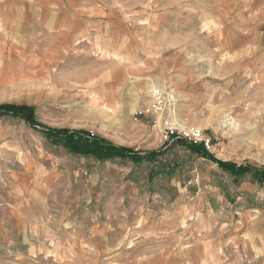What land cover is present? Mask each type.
<instances>
[{"label": "rangeland", "instance_id": "obj_1", "mask_svg": "<svg viewBox=\"0 0 264 264\" xmlns=\"http://www.w3.org/2000/svg\"><path fill=\"white\" fill-rule=\"evenodd\" d=\"M37 1L0 0V54L16 74L0 72V104L164 153L98 161L0 117V264H264V183L186 145L264 166V12L252 0H110L106 22L65 46L26 26ZM202 136L208 147L192 141Z\"/></svg>", "mask_w": 264, "mask_h": 264}, {"label": "trees", "instance_id": "obj_2", "mask_svg": "<svg viewBox=\"0 0 264 264\" xmlns=\"http://www.w3.org/2000/svg\"><path fill=\"white\" fill-rule=\"evenodd\" d=\"M5 116L24 120L33 129L38 130L52 144L62 146L70 153L92 157L98 161L129 159L133 162H152L160 154L164 153V150H161L141 154L132 148L115 145L109 140L94 136L85 130L48 127L38 121L33 107L22 104H0V117ZM186 145L192 153L211 158L221 170L228 172L235 180H239L245 175H251L258 183H264V166H254L251 164L237 165L231 162H224L213 158L203 148L202 144L186 143Z\"/></svg>", "mask_w": 264, "mask_h": 264}, {"label": "crops", "instance_id": "obj_3", "mask_svg": "<svg viewBox=\"0 0 264 264\" xmlns=\"http://www.w3.org/2000/svg\"><path fill=\"white\" fill-rule=\"evenodd\" d=\"M251 4L264 12V0H252ZM227 5L224 0V4L216 8L224 10ZM110 6V0H55L48 3L38 0L26 3V26L36 28V34L51 36L66 46L79 34L91 36L97 25L106 22L104 17L108 16Z\"/></svg>", "mask_w": 264, "mask_h": 264}, {"label": "built area", "instance_id": "obj_4", "mask_svg": "<svg viewBox=\"0 0 264 264\" xmlns=\"http://www.w3.org/2000/svg\"><path fill=\"white\" fill-rule=\"evenodd\" d=\"M167 95H168V100H167V112H166V115L165 117L162 119L163 120V125L164 127H166L167 129H169V131L171 133H174V129H172V127L174 126H177L175 125V120H174V116H175V104H176V100H175V97L174 95L171 93V91L167 92ZM169 127V128H168ZM165 134H167V130H165ZM176 134L180 135L179 133L176 132ZM182 137H185L187 138L185 135H180ZM190 139V138H189ZM201 140L197 141V140H192L194 142H201L203 143L206 147H208V143H209V139L207 138H204L203 136L200 137Z\"/></svg>", "mask_w": 264, "mask_h": 264}, {"label": "bare ground", "instance_id": "obj_5", "mask_svg": "<svg viewBox=\"0 0 264 264\" xmlns=\"http://www.w3.org/2000/svg\"><path fill=\"white\" fill-rule=\"evenodd\" d=\"M0 26H1V25H0ZM12 26H13V25H12ZM10 29H11V28H10ZM0 43H1V42H0ZM0 48H1V47H0ZM1 49H2V48H1ZM9 57H10V55H8V54H7L6 57H3V55L0 54V65H1V64H4V63H7V64L9 65V67H8V71H5V72H4V71H2V70L0 69V72H1V73H4L5 76H9V75H7V73L10 71V69L12 70V65H11L12 63H10V62L8 61V60H9ZM4 59H5L6 62L4 61ZM14 59H15V58H14ZM10 65H11V66H10ZM6 68H7V67H6ZM6 68H4V69H6ZM13 71H14V70H13ZM14 72H15V71H14ZM12 75H13V74H12ZM15 75H16V74H15ZM15 75H13V76H9V77H10L11 79H15ZM31 80H32V79H31ZM34 84H35V83H34ZM152 85H155V84L153 83ZM153 87H154V86H153ZM156 88H157V87H156ZM180 123H181V124H180ZM179 124L182 126L183 123L180 122V121H178V122L176 121L175 125H179Z\"/></svg>", "mask_w": 264, "mask_h": 264}]
</instances>
